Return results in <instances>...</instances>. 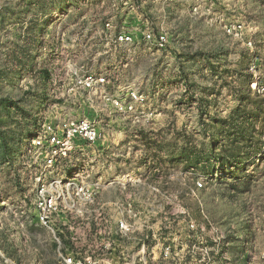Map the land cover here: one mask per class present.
<instances>
[{
    "label": "rangeland",
    "instance_id": "374dc122",
    "mask_svg": "<svg viewBox=\"0 0 264 264\" xmlns=\"http://www.w3.org/2000/svg\"><path fill=\"white\" fill-rule=\"evenodd\" d=\"M239 22L264 43V0H0V264H60L25 149L60 118L100 129L72 161L101 201L153 210L161 238L198 244L193 264H264V98Z\"/></svg>",
    "mask_w": 264,
    "mask_h": 264
},
{
    "label": "built area",
    "instance_id": "2783aa9c",
    "mask_svg": "<svg viewBox=\"0 0 264 264\" xmlns=\"http://www.w3.org/2000/svg\"><path fill=\"white\" fill-rule=\"evenodd\" d=\"M245 31L246 25L243 22L228 29L229 34L243 42L248 52L250 92L264 98V43ZM147 39L152 40L153 36L148 34ZM122 40L129 42L131 37ZM156 41L162 46L166 38L160 36ZM73 76L78 90L85 92H92L108 84L107 78L103 76H79L77 73ZM134 98L139 101L137 95ZM114 105L121 108L118 100L114 101ZM37 127L25 148L30 167L38 170L34 185L36 221L39 226L54 234L60 264L197 262L198 244L192 245L184 254L170 238H161L155 230L157 225H161L155 222L156 214H153V210L141 211L131 197L103 202L93 186L84 181L83 173L72 159L77 153L86 155L88 151L95 152L102 137L95 122L89 119L60 118L56 122L46 121ZM262 144L264 153V128ZM198 187H203V184L198 183ZM162 211L165 213L164 228L168 229V213L165 208ZM188 227L196 229L194 223H189Z\"/></svg>",
    "mask_w": 264,
    "mask_h": 264
},
{
    "label": "trees",
    "instance_id": "16d2710c",
    "mask_svg": "<svg viewBox=\"0 0 264 264\" xmlns=\"http://www.w3.org/2000/svg\"><path fill=\"white\" fill-rule=\"evenodd\" d=\"M210 152H211V150H210ZM211 153L213 154V151ZM199 162H200V159H199Z\"/></svg>",
    "mask_w": 264,
    "mask_h": 264
}]
</instances>
